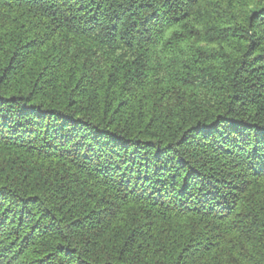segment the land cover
<instances>
[{"label":"trees","instance_id":"trees-1","mask_svg":"<svg viewBox=\"0 0 264 264\" xmlns=\"http://www.w3.org/2000/svg\"><path fill=\"white\" fill-rule=\"evenodd\" d=\"M0 264H264V0H0Z\"/></svg>","mask_w":264,"mask_h":264}]
</instances>
